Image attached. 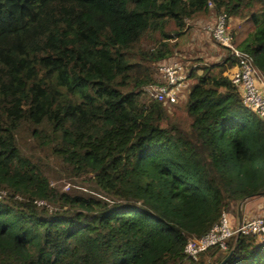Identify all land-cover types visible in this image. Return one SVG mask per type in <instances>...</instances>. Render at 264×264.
Masks as SVG:
<instances>
[{
	"label": "trees",
	"instance_id": "1",
	"mask_svg": "<svg viewBox=\"0 0 264 264\" xmlns=\"http://www.w3.org/2000/svg\"><path fill=\"white\" fill-rule=\"evenodd\" d=\"M210 14L239 22L234 46L264 73V0H0V264H264L251 235L184 252L264 196L239 59L191 62L181 105L143 91Z\"/></svg>",
	"mask_w": 264,
	"mask_h": 264
},
{
	"label": "built area",
	"instance_id": "2",
	"mask_svg": "<svg viewBox=\"0 0 264 264\" xmlns=\"http://www.w3.org/2000/svg\"><path fill=\"white\" fill-rule=\"evenodd\" d=\"M208 31L218 45L233 51L234 56L239 59L238 67L231 75V81L240 93L242 105L255 113L264 123V73L258 71L246 54L235 48L226 16H218L215 23L208 27ZM159 72L163 84L144 87L145 94L163 101L168 106L185 100L190 87L187 65L172 59L162 64ZM239 235H251L264 243V217L236 224L232 222L230 215L223 213L206 234L188 240L184 252L190 260L196 261L200 253L211 247L217 246L226 250L227 239Z\"/></svg>",
	"mask_w": 264,
	"mask_h": 264
},
{
	"label": "rangeland",
	"instance_id": "3",
	"mask_svg": "<svg viewBox=\"0 0 264 264\" xmlns=\"http://www.w3.org/2000/svg\"><path fill=\"white\" fill-rule=\"evenodd\" d=\"M215 16V15H214ZM218 16L215 17H211V16H207L206 18H202L204 21H206L205 23H203L202 21H191L189 23L190 27L188 29L187 34H185V36H183L180 41H179V49L180 52L178 54V56H175L167 61L164 62H160L157 64V72L160 75L159 72V68L162 64H165V62L167 63L168 61L175 59L178 61L183 62L185 65H189L191 62H193L194 60H201L203 62H207V63H211V61H216L218 60V58L220 57L218 56H210V54H214L213 52L215 51H210L209 50H198V46H196V44H198L200 41L197 40H191V32L195 31L196 33L202 35L203 37V43L204 44H209L207 46H210V43L213 45V50L214 49H223V52H225V48L218 45L216 42H214L212 40V36L211 34H208L207 31L203 28V26H206L207 24L209 25H213L216 21V18ZM212 19V20H211ZM239 22L237 20H233L230 19L229 21V27H230V32H232L233 30H238L239 29ZM245 33V28H243V30L240 31V34H244ZM198 42V43H197ZM205 52H208V54H206ZM211 52V53H209ZM183 102L178 103V105H181ZM49 165L52 168V170H50L49 172V176L50 178L53 180V182L55 183V185L62 187L63 186V190L64 191H70L72 188L75 190L78 189H82V183L79 180H74V179H69L66 178L64 175L61 174V172L59 171L58 167H57V163L55 161H49Z\"/></svg>",
	"mask_w": 264,
	"mask_h": 264
},
{
	"label": "crops",
	"instance_id": "4",
	"mask_svg": "<svg viewBox=\"0 0 264 264\" xmlns=\"http://www.w3.org/2000/svg\"><path fill=\"white\" fill-rule=\"evenodd\" d=\"M209 16H211V17H215L214 15H212V14H210ZM212 20V19H211ZM198 21V20H197ZM199 21H202L203 23H205L206 21H204L203 19H199ZM215 22V21H214ZM209 26H212V24L211 25H209V24H207L206 26H203V28L207 31V33L208 34H210L209 33V31H208V27ZM203 36L202 35H200V34H198V33H196L195 31H192L191 32V37H190V39L191 40H195V41H197V40H199L200 42L198 43V44H196V46H198V50H201V51H203L204 52V50H209L210 49V51H215V52H213L214 54L212 55V54H210V56H220L219 58H218V60H216V61H211V63H216V62H218L221 58H223L224 57V55H225V52H223V49H220V50H218V49H214L213 50V45L210 43V46H207V45H209V44H204L203 43V38H202ZM206 54H208V52H205ZM209 53H211V52H209ZM210 63V62H209ZM191 85V84H190ZM187 95V94H186ZM187 97V96H186ZM185 100H186V98H185ZM185 100H183L182 102H185ZM240 209H241V216L239 217L238 216V218H234L233 216H231V218H232V222L233 223H236V224H239V223H241V222H244V221H248V220H251V219H254V218H258V217H264V196L263 197H260V198H258V199H255V200H251V201H246L241 207H240Z\"/></svg>",
	"mask_w": 264,
	"mask_h": 264
},
{
	"label": "water",
	"instance_id": "5",
	"mask_svg": "<svg viewBox=\"0 0 264 264\" xmlns=\"http://www.w3.org/2000/svg\"><path fill=\"white\" fill-rule=\"evenodd\" d=\"M238 216H239V217L241 216L240 208H239V210H238Z\"/></svg>",
	"mask_w": 264,
	"mask_h": 264
}]
</instances>
